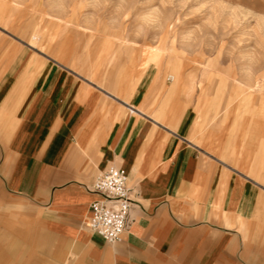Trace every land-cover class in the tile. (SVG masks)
Listing matches in <instances>:
<instances>
[{
  "label": "crops",
  "instance_id": "obj_1",
  "mask_svg": "<svg viewBox=\"0 0 264 264\" xmlns=\"http://www.w3.org/2000/svg\"><path fill=\"white\" fill-rule=\"evenodd\" d=\"M61 56L0 66L8 264H264V118L200 109L182 63L167 83L150 56L107 91ZM109 167L131 197L116 245L87 228Z\"/></svg>",
  "mask_w": 264,
  "mask_h": 264
},
{
  "label": "rangeland",
  "instance_id": "obj_2",
  "mask_svg": "<svg viewBox=\"0 0 264 264\" xmlns=\"http://www.w3.org/2000/svg\"><path fill=\"white\" fill-rule=\"evenodd\" d=\"M52 55L107 91L120 69H157L150 56L167 83L182 63L200 109L264 118V0H0V66ZM10 202L0 188V264Z\"/></svg>",
  "mask_w": 264,
  "mask_h": 264
},
{
  "label": "built area",
  "instance_id": "obj_3",
  "mask_svg": "<svg viewBox=\"0 0 264 264\" xmlns=\"http://www.w3.org/2000/svg\"><path fill=\"white\" fill-rule=\"evenodd\" d=\"M90 189L97 199L90 204L87 228L108 244L121 243L131 211L127 173L109 167L96 175Z\"/></svg>",
  "mask_w": 264,
  "mask_h": 264
}]
</instances>
